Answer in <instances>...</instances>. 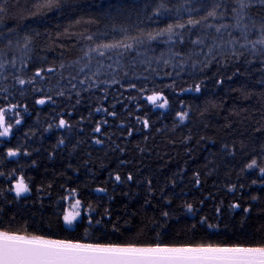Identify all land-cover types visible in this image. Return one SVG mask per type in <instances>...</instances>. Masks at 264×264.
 <instances>
[{"label": "snow or ice", "instance_id": "obj_1", "mask_svg": "<svg viewBox=\"0 0 264 264\" xmlns=\"http://www.w3.org/2000/svg\"><path fill=\"white\" fill-rule=\"evenodd\" d=\"M75 7L72 0H0V264H264V243L119 242L134 226L138 235H169L172 222L188 215L194 232L220 234L227 215L239 217L240 236L264 233V0H93L94 11L69 19ZM229 100L223 127L231 139L195 141L209 149L202 171L169 175L162 166L157 179L126 167L136 132L144 133L143 146L135 145L143 156L153 133L168 131L152 114L170 120L172 132L188 129L182 142L190 144L193 121L207 129ZM253 100L259 108L250 113ZM46 106L51 112L41 121ZM48 134L55 143L44 147ZM42 153L61 162L37 180L29 170L40 168ZM112 153L119 156L110 167ZM221 170L232 196L226 208L211 193L185 198L189 184L202 190ZM118 196L127 198L121 209ZM29 202L50 210L48 228L74 238L29 235L17 211Z\"/></svg>", "mask_w": 264, "mask_h": 264}, {"label": "trees", "instance_id": "obj_2", "mask_svg": "<svg viewBox=\"0 0 264 264\" xmlns=\"http://www.w3.org/2000/svg\"><path fill=\"white\" fill-rule=\"evenodd\" d=\"M72 3L76 5V7L68 13L69 19L71 17L76 16H87L90 12L94 11L91 8L93 4V0H72ZM69 19H65L64 23H68ZM258 75V74H257ZM253 88L258 92L259 85H253ZM212 99H216L217 97H211ZM227 99V97H225ZM195 103L203 104V101H197ZM194 103V106H195ZM233 106V101H228L225 104V109L222 112L215 114L211 118L210 126L207 129H204L199 121H193L191 126V134L193 136V141L190 144H184L183 137L188 134V129H185L183 132L177 130L176 132L171 131V121L170 120H159L155 114H152L151 119L156 124V126L161 127L163 124L168 125V131L165 133H153V139L148 141V150L145 152L143 156H141L136 150L135 145L141 144L143 146V132H136L134 136L131 138V143L128 145V152L126 153L127 159L130 161V164L126 167H132L134 169L139 168L144 171V173L152 174L157 179L160 178L159 169L164 166L165 174H172L173 172L181 169L187 168L188 174L194 170H203L204 165V157L208 155V147L205 146V142L201 141L199 144H196V140L200 135H209L214 137L217 140L221 139H231L227 135L226 129H224L223 125L228 122V112ZM32 107L30 103V108ZM249 112L255 111L259 108V103L255 100L251 101L247 105ZM51 112V107L46 106V110L40 113V119L43 121L47 118L48 113ZM99 118V116H98ZM36 117L33 114L31 117H28L26 123L31 125L35 121ZM245 123H249L246 121ZM235 128L238 130H244L243 125L239 123L235 124ZM113 130L115 129V125H113ZM55 135L48 134L44 139V147H50L55 143ZM117 143H121L122 137H120L119 132L117 131V135L113 138ZM174 141V143H173ZM188 148H192L191 158L188 154ZM94 156H101L103 158L102 152H94ZM46 153L41 154V158L39 160L40 168L36 170H29L36 178L39 180L42 176L51 175L52 170L58 168L60 166V160L49 162L43 159V156ZM119 153H112L105 160L109 166H114L118 163L117 157ZM163 157V159H161ZM47 166L49 171L45 173L44 166ZM107 170H105L104 175H106ZM234 178V177H233ZM226 175L224 170L214 176L209 178V182L202 184L201 189L197 190L189 184V187L185 189L187 193L186 199L198 200L204 196H208L210 193L214 198L223 199L225 208L229 201L232 199L231 194L227 193L226 189L223 187L226 182ZM215 183L216 187H213ZM121 200L127 201L126 197H119L117 201L114 202L115 207L117 209L123 208V204ZM133 205H136L133 208ZM136 208H139V204L137 201H132L129 203V209L131 211H135ZM19 213V217H22L24 220H27L30 225L29 235H38L43 234L46 236H51L52 238H64L71 239L74 238L73 234L68 231H59L55 224L53 227L48 228L47 226V218L50 215V210L45 208H41L39 204L35 206L32 205L31 202L21 206L17 209ZM204 211L207 214H211L213 211V200H208L205 203ZM151 215V213H149ZM139 219V218H137ZM233 220H239V217H233L231 220L225 215V224H221L220 234H217L212 229H201L197 226V230L191 228V224L195 223V220L190 216H182L179 222L173 221L170 234L166 236L156 237L155 234H149L145 231V234L138 235L140 229L137 227H133L128 234L122 238V241H131L137 242L141 244H148L153 242H161L168 244H219V245H232V244H241L243 246H259L264 243V233L258 232L256 228L251 229L255 236L252 238H245L239 235L241 231L238 228L234 227ZM253 223H257L253 221ZM227 225V226H226ZM15 228H19L22 231L21 224H17L14 226ZM243 231H248V229H244ZM83 234V230L80 233L75 234V238H80ZM115 239V237H113Z\"/></svg>", "mask_w": 264, "mask_h": 264}]
</instances>
